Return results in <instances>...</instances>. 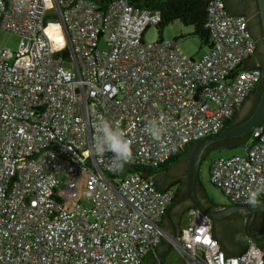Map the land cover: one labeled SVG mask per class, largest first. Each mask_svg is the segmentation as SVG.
<instances>
[{
  "label": "built area",
  "instance_id": "1",
  "mask_svg": "<svg viewBox=\"0 0 264 264\" xmlns=\"http://www.w3.org/2000/svg\"><path fill=\"white\" fill-rule=\"evenodd\" d=\"M53 1L65 45L46 34L45 0H0V29L20 37L15 52L0 46V264H141L162 242L188 264H264V245L251 239L227 256L194 207L186 229L165 232L159 221L175 191L140 172L121 176L222 131L262 79L245 68L256 46L247 18L210 0L211 47L196 59L178 39L144 41L162 20L140 5L151 0ZM149 120L163 128L159 142ZM103 121L124 133L126 162L92 152ZM245 149L209 167L210 182L239 205L264 186V121Z\"/></svg>",
  "mask_w": 264,
  "mask_h": 264
},
{
  "label": "trees",
  "instance_id": "2",
  "mask_svg": "<svg viewBox=\"0 0 264 264\" xmlns=\"http://www.w3.org/2000/svg\"><path fill=\"white\" fill-rule=\"evenodd\" d=\"M210 0H151V1H144L140 3L143 7H148L156 10H160L161 15H162V20L161 22L156 26L159 30H162V28L173 21H180L183 25L186 26H192L193 27V34L196 35L199 40L201 46L205 48H210L211 47V37H210V32L208 28L206 27V10L207 6ZM234 0H223L226 10L231 13V14H241L246 17V14L244 12L236 13L235 11L232 10L231 4ZM256 1V0H235L243 9H248L251 8V2ZM48 20L51 19L49 16L47 17ZM54 19H57L56 17H53ZM259 19V15H258ZM260 21V19H259ZM248 28H249V23H248ZM262 31V29H261ZM263 34V33H262ZM252 35V34H251ZM253 36V35H252ZM255 39V36H253ZM256 42V40H255ZM264 42V40H263ZM256 51V46L254 53ZM253 53V54H254ZM64 54L66 56L69 55V52L67 50H64ZM245 68H259L262 71V79L261 81L256 85L254 90L252 91L254 93V103L249 111V113L243 118L242 120L238 119V112L241 107L245 104V102L248 100L250 95L247 97V99L242 103L239 109L235 110L233 112V115L230 119H228L224 126L222 131L231 128L243 121H245L247 118L250 117L252 112L254 111V108L258 102V98L261 92V89L264 85V67L261 66H249L247 63H245ZM221 131V132H222ZM220 132V133H221ZM251 137V133L245 134L243 136L235 137V138H230L226 140H221L214 142L211 144L206 152L203 154L202 160L212 151L215 149H228L232 150L237 147H243L244 149L247 146V143ZM195 142L190 143L188 146H186L184 151L178 152L171 156L164 164H161L158 167L151 168V167H141V166H124L121 170V176L125 175L126 172H140L146 177H152V180L155 182V184L161 189V190H169L172 189L171 187L176 185L177 190L174 193V200H177L181 198L185 192H186V182L185 178L186 175L185 173L177 174L179 175L178 178H172L173 176V171L177 167V165L187 162L188 163V158L190 154V150L193 147ZM213 161V159L210 161ZM210 167V165H209ZM187 169V166H186ZM186 172V171H185ZM161 178H166V182L162 184ZM199 191V193L197 192ZM195 193L198 199L202 202V204L212 210V211H219L220 209L223 208V206L216 205L215 203H212L211 200L208 198L199 175L197 174L196 181H195ZM260 204L259 206L264 205V198L260 199ZM183 204V203H182ZM189 204L185 206L183 211H181L176 220H175V225H178L179 220L181 219L182 215L191 208ZM264 215V213H263ZM230 217L226 216L220 220H215L212 221V232L214 238L217 240V242L220 245V248L222 251L227 255V256H234V255H239L247 246L248 244V239L245 232L242 230H233L229 227H226L224 231L218 232L216 229V224L218 222L225 223V221ZM168 219L165 214L161 217L159 221V225L165 229L169 233H173V228L168 229V224L171 226L172 223L168 219V224L166 226H163L162 220L163 219ZM264 221V219H263ZM262 221V222H263ZM252 232V231H251ZM256 234V233H255ZM253 243L258 246L262 247L264 245V239L260 242L258 241H253ZM166 247H168V244H166ZM160 254L158 253H153L150 252L148 253L144 259L142 260L141 264H148V260L151 261L152 263H156V260L159 258ZM161 260L157 262L156 264H160Z\"/></svg>",
  "mask_w": 264,
  "mask_h": 264
},
{
  "label": "rangeland",
  "instance_id": "3",
  "mask_svg": "<svg viewBox=\"0 0 264 264\" xmlns=\"http://www.w3.org/2000/svg\"><path fill=\"white\" fill-rule=\"evenodd\" d=\"M46 2V11L51 19L47 21L46 24V34L50 38L53 46L59 44L65 45L66 40L64 37L60 36L61 24L58 20L54 19L56 13V7L53 0H45ZM143 39L147 43H153L160 39L164 41L178 39L177 47L178 49L187 57H194L196 59L200 58L206 51V48L201 46L199 38L193 34V27L183 25L180 21H173L166 24L162 30H159L156 26L148 27L143 35ZM20 42V37L17 34L7 32L3 29H0V46L7 47L11 51L15 52L18 49ZM103 46V42H100V47ZM248 102L239 109L238 116L241 117L246 111ZM246 149L243 147H237L232 150L228 149H215L212 150L201 162L198 175L200 177L202 186L212 203L227 207L231 205L229 199L222 193V191L214 186L209 180V165L210 161L219 156H231L235 154L245 153ZM187 162L181 163L174 169V174H181L186 170ZM78 192L79 196L82 195V190L86 182V174L82 172L78 179ZM172 190L176 191L177 186L174 185L171 187ZM76 203V202H74ZM261 209V212L264 213V206ZM189 224L188 215L185 212L176 226L177 231L184 230ZM166 242H163L162 245L166 246ZM162 255L160 264H188L186 260L181 257L173 248H170L168 251H163L160 253ZM159 260V261H160ZM157 261V260H156ZM158 261V262H159ZM148 264H153L148 260Z\"/></svg>",
  "mask_w": 264,
  "mask_h": 264
},
{
  "label": "water",
  "instance_id": "4",
  "mask_svg": "<svg viewBox=\"0 0 264 264\" xmlns=\"http://www.w3.org/2000/svg\"><path fill=\"white\" fill-rule=\"evenodd\" d=\"M256 4H257V12L260 19V25L263 33L262 39L264 40V0H256ZM263 121H264V85L261 89L258 102L254 108V111L252 112L249 118H247L245 121L231 128L222 131L217 135L200 139L194 143L193 147L190 150L187 169L185 172L186 192L181 198L170 203L165 212V216L169 218V220L173 224V233H172L173 236L177 234V228L170 217V210L182 204L184 201H188V204L190 206L194 207L202 215L208 217L211 221H215L225 216H228L232 213L244 210L247 212V218L244 224V231L247 238L255 241L264 235V230H262L257 234H254L249 229V226L255 214V208L252 207L251 205H239V204L231 203V205L227 207H223L219 211H212L206 208L202 204V202L198 199L195 193L196 177L200 168V164L202 162L203 154L206 152L207 148L214 142L235 138L251 133L253 130L257 129L263 123ZM150 178L152 179V177ZM163 230L167 232L165 229ZM169 249L170 247H168L167 251ZM160 258L161 257H159V259Z\"/></svg>",
  "mask_w": 264,
  "mask_h": 264
},
{
  "label": "flooded vegetation",
  "instance_id": "5",
  "mask_svg": "<svg viewBox=\"0 0 264 264\" xmlns=\"http://www.w3.org/2000/svg\"><path fill=\"white\" fill-rule=\"evenodd\" d=\"M231 8L236 13L244 12L246 14V18H247L248 23H249V28L248 29H249L250 33L253 36H255L256 51H255L254 54H252V56L245 63H247V65H249V66H261V67H264V42H263V39H262V31H261L260 21L258 19L256 1H252L251 2V8L243 9L234 0L232 2V4H231ZM247 102H248L247 109H246V111L244 112V114L241 117L238 116L239 120H242L243 118H245V116L251 110V108L253 106V103H254V93L253 92L250 93V97L248 98ZM179 165H181V164H179ZM179 165H177V166H179ZM185 171L186 170H184L182 173H185ZM172 173H173V175H172L173 177L172 178H174V179L178 178L179 175L174 174V172H172ZM166 181H167L166 178H161L162 184H164ZM197 192L199 193V191H197ZM187 204H188V201H184L183 204L178 205L177 214H175V216L172 218V221L174 222V224H175V220H176L178 214L181 211H183V209L185 208V206H187ZM263 206L257 205L256 207H254L255 208V214H254L253 220H252V222H251V224L249 226L250 231H252V233H254V234L255 233L257 234V233L261 232L262 230H264V221H263L264 215H263V212H261V209H260ZM246 218H247V212L246 211H244V210L238 211V212L230 214V217L225 221V223L218 222L215 227L218 230V232L224 231V229L226 227H229V228H231L233 230H242V231H244V224H245ZM220 219H222V218H220ZM220 219H218V220H220ZM167 226H168V229H172L173 228V224L171 226L168 224ZM263 239H264V235L262 237H260L259 239H257L256 241L260 242ZM155 253H158L157 249L155 250Z\"/></svg>",
  "mask_w": 264,
  "mask_h": 264
},
{
  "label": "clouds",
  "instance_id": "6",
  "mask_svg": "<svg viewBox=\"0 0 264 264\" xmlns=\"http://www.w3.org/2000/svg\"><path fill=\"white\" fill-rule=\"evenodd\" d=\"M146 130L153 141L159 142L161 140L163 128L158 120H149ZM91 150L99 156L111 153L118 163L126 162L130 157V147L124 133L118 129V126L108 121L96 125V137ZM261 196H264V186L249 191L246 194V203L256 207L261 202ZM160 259L158 258L157 262Z\"/></svg>",
  "mask_w": 264,
  "mask_h": 264
},
{
  "label": "crops",
  "instance_id": "7",
  "mask_svg": "<svg viewBox=\"0 0 264 264\" xmlns=\"http://www.w3.org/2000/svg\"><path fill=\"white\" fill-rule=\"evenodd\" d=\"M177 207L178 206H176L175 208H172L171 210H170V217H171V219L175 216V214H177ZM169 219V218H168ZM168 219H163L162 220V223H163V226H166L167 224H168ZM172 234V233H171ZM163 244V242L157 247V252H158V254H160V253H162L164 250L165 251H167V249H168V247H166V246H164V245H162ZM159 257H161L162 258V255L161 256H159ZM154 264V263H153Z\"/></svg>",
  "mask_w": 264,
  "mask_h": 264
}]
</instances>
